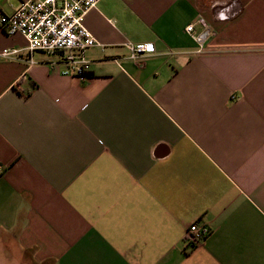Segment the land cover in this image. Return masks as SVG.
<instances>
[{
    "label": "crops",
    "instance_id": "1",
    "mask_svg": "<svg viewBox=\"0 0 264 264\" xmlns=\"http://www.w3.org/2000/svg\"><path fill=\"white\" fill-rule=\"evenodd\" d=\"M84 25L85 81L0 27V264H264V0H101Z\"/></svg>",
    "mask_w": 264,
    "mask_h": 264
},
{
    "label": "built area",
    "instance_id": "2",
    "mask_svg": "<svg viewBox=\"0 0 264 264\" xmlns=\"http://www.w3.org/2000/svg\"><path fill=\"white\" fill-rule=\"evenodd\" d=\"M101 0H29L19 4L12 13L0 15V27L6 35L20 34L30 52H42L57 56V67L65 76H75L85 81L89 78L91 62L85 53L97 46L93 34L85 27L88 13ZM199 27V30L196 29ZM198 48L204 53L213 32L208 22L200 17L196 24L186 27ZM129 58L136 60L141 54H154V44L127 45ZM17 50H3L5 59L17 54ZM33 63L32 60H30ZM16 87L19 88L18 81ZM1 177V173H0ZM210 229L197 223L190 225L183 238L185 247L191 249L203 244Z\"/></svg>",
    "mask_w": 264,
    "mask_h": 264
},
{
    "label": "trees",
    "instance_id": "3",
    "mask_svg": "<svg viewBox=\"0 0 264 264\" xmlns=\"http://www.w3.org/2000/svg\"><path fill=\"white\" fill-rule=\"evenodd\" d=\"M91 76V75H90Z\"/></svg>",
    "mask_w": 264,
    "mask_h": 264
}]
</instances>
